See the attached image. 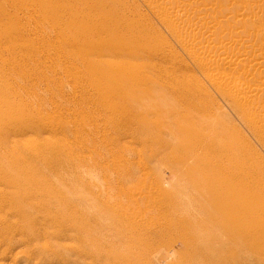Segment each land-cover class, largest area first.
Listing matches in <instances>:
<instances>
[{
    "label": "rangeland",
    "instance_id": "1",
    "mask_svg": "<svg viewBox=\"0 0 264 264\" xmlns=\"http://www.w3.org/2000/svg\"><path fill=\"white\" fill-rule=\"evenodd\" d=\"M118 1L62 0V8L64 3H67L71 12H74L75 7L81 9L82 12H72V16H70L68 12L62 13V21L64 22H62V29L60 28L62 38H59L56 37L59 28L54 24V21H56L54 18L48 19L49 21L39 19V24L34 21L31 16L28 17V15H25L22 11H19L18 14L16 13L18 11L11 10L10 7H8V11L5 10V7L2 5L4 0H0V114H3L0 117L1 135H4L3 137L10 140L8 143L13 142L14 139L23 142V145L27 150L28 144L33 141L35 137L34 133L29 129L30 125L39 121L40 123L48 124L47 126L50 125L53 127L54 125L57 130L56 134L43 132L40 136L47 138L48 141L50 140L51 144L49 143V145H58L60 148L58 150L62 149V155L56 153L52 154V152H46L42 149H38L37 153L28 150L26 151L19 147H16L17 149L15 148V150L10 149L7 161H14V159L20 160L18 161L20 165L16 172L22 171V173H25L29 170L31 173L28 174L30 176L32 175L33 180H38V190L43 189L44 191L43 194L40 192L35 193V195L33 194L29 201L36 207L42 206L46 201H52L53 203H51L54 205V211L46 213L45 211L43 212V210H40L42 214L40 212H38L39 215L38 213L34 214V220H36V222L34 221L33 228H35L34 230L32 229L33 232L32 230L31 232L24 230L20 231V229H22L21 218H19V220L18 215H12L9 207L3 205L5 203L0 204V264H77L78 262L79 264H103L104 257L100 255L102 253L94 250V245H92L93 243L99 244V241L113 242L118 247V250H121L122 246H118L117 244L126 241L128 245H131L129 250L133 256H140L141 258L146 251V256H149L150 258H152V256L156 257V255L163 258L161 264H203L201 260L209 255L207 254L208 252L206 253V251L201 249L204 247L200 244V241L198 247L201 248H193L191 245L186 244L184 238L187 233L184 230V219L177 221L179 227L177 231H169L168 235L164 234L161 236V241L160 239H156L152 242L153 246L149 247L148 242L146 244L141 242L140 244L134 240L135 233L131 231V228L128 227L129 225L127 223L118 219L116 220V218H112V221V219L105 215V211L109 205L112 209L117 205L115 208L118 210H122L120 207L123 205L122 208L125 210L128 209V213L130 214L132 212L139 213V217L142 216L143 218L152 216L151 218L157 219L159 220V223H162L165 221L161 218L164 209L161 208V213L160 210L159 212L156 211L157 213L154 211H148L147 208L142 210V207H144L143 202L150 203L163 199V207L168 208V211H174V203L187 201V199L191 198V190L186 188L187 186L181 178L177 177L174 167L172 166L173 168H168L169 164L163 162L159 155H153L155 153V148L150 146L147 133H154V131L159 128V125L153 128L145 127L141 122L138 123L131 115L133 112L137 111L142 113L150 105H158L160 102L155 99L158 97L156 91H160L163 98L167 99H165V101L170 105L173 104L174 106L172 105V108H178L177 110L179 111L186 109V104H190L193 99L192 101H195L197 106L203 107V109L206 110L205 116L227 114L233 120V123L246 133L245 129L231 113L220 89L216 86V81L209 77L208 72L204 73L201 71L192 61L191 57H189L190 53L188 47H182V45L168 33L167 29L158 22L145 5L141 4V0H133L134 2L132 0ZM233 2L234 0L231 1V3ZM107 3L111 6L107 5ZM125 3L130 4V6H132L131 8L134 9L131 10V14L126 13L131 20H135L137 19V16L141 17L142 15L149 25L160 34L157 33L164 44L161 46L153 44L154 49L159 50H156L154 56L150 57L148 53H140V56H128L129 58L127 56L117 57L107 55L106 43L116 38V36L111 33V29L114 26V20L117 18L116 15L121 13V5ZM113 5L116 6L114 7ZM222 8H224L223 5ZM114 10L117 12L112 16ZM138 10H140L141 15L138 14ZM230 10L232 11L231 7ZM49 23L51 27L53 26L56 29L48 27L47 24ZM105 23L107 24L104 25ZM251 28L253 29L252 26H247L245 30L248 31L249 29L250 31ZM125 37H127V35H125ZM229 39L230 38L227 37L226 40L224 38L221 41L224 43L226 41L228 42ZM85 40H89L87 42L90 46L82 44ZM211 43L215 44L214 40ZM229 44H232V42ZM95 46H97V48L93 49ZM83 51H87L86 53L88 56H78ZM98 51H100L103 56H97ZM87 61L92 64L90 67L86 65ZM99 61H101L100 64L104 66H108L110 62L115 61L117 63H119V61L129 63L132 66L133 74L136 75V79L139 77V80H136V87L145 89L146 95H148L147 98L143 101H132V103H122L121 101L115 102L116 99L113 98H116V96L118 97L120 93L118 92L113 95L110 89L108 90L105 81L99 79V70L97 69V63ZM5 70L6 72H4ZM143 71L144 74L142 73ZM171 75H174L175 77H172ZM244 77L247 78L244 79L245 82L248 79L251 81L254 77L256 78V76ZM174 78H176V80ZM243 78H240V76L237 77L238 81H242ZM183 79L185 82L181 81ZM182 85L185 87H182ZM150 86L152 88H149ZM190 88L192 90H190ZM16 89H18V91ZM181 94L183 97L186 96L185 99L191 100H186L187 102L182 100L184 98ZM196 96L198 97L197 99ZM28 108H30L29 111ZM213 112L214 114H212ZM17 122L20 123L16 124ZM15 127H24V130L27 131L26 134L22 135L17 132V135H15V133L12 132ZM0 147V153H6L7 150L5 149L8 147ZM27 155L29 156L26 157ZM31 157L33 159H30ZM38 158H40V160L37 162ZM45 158L46 161H48V166L46 168L49 171L44 167L43 161ZM31 160L32 163L30 162ZM49 161H52L50 163L51 165H49ZM39 164L40 166L38 167ZM38 168L39 171L37 172ZM56 170L58 173L55 174L54 171ZM41 175L44 180L40 178ZM53 175L56 176L54 177ZM59 176H61V179ZM52 181L54 183H52ZM156 181H158L157 183L159 184L154 186ZM3 188L5 187L0 186L1 194L6 192V189ZM30 189V191H37L33 188ZM169 191L172 193L171 196L169 195ZM132 192L134 193L131 194ZM129 193L130 196L128 195ZM158 194H160L161 197L158 196ZM53 197H55V199ZM40 198H42V200ZM52 199L56 201L55 204V201ZM67 201L70 202V205L69 202L67 204ZM115 201L117 202L114 203ZM134 201H137V203L135 204ZM111 207L109 208L111 209ZM135 207L138 209H135ZM74 209L75 212H73ZM56 210L60 214L65 213V215L62 214L57 216ZM84 211H86V213ZM72 213H74V215ZM94 214H97V217ZM99 217L103 221H100ZM175 217L177 216L175 215ZM85 222L87 223L84 225ZM112 222V225L117 230L112 229ZM174 223H176V221ZM89 224L91 226L93 225L92 228L94 227L93 229L91 228L90 231L89 228L91 226L89 227ZM64 225L66 227H64ZM102 225L106 226L102 227ZM67 227H69V229ZM99 227L105 229L103 230ZM181 227L183 230H181ZM45 228L47 232H45ZM168 228H171V226L168 225ZM80 231H82V233ZM5 233L7 235H5ZM32 233H34L35 236ZM57 233H63V235L65 234L68 238L64 237L62 234L58 235ZM113 234H115L116 239ZM180 235H182L183 238ZM137 236L140 235L137 234ZM143 238L146 239L147 235L145 234ZM82 243H84L83 246L81 245ZM88 243L92 250L87 245ZM132 245L134 247H132ZM196 249L198 250L196 257H199L194 260L193 255ZM88 254L93 257H89ZM200 257L201 259H199Z\"/></svg>",
    "mask_w": 264,
    "mask_h": 264
},
{
    "label": "bare ground",
    "instance_id": "2",
    "mask_svg": "<svg viewBox=\"0 0 264 264\" xmlns=\"http://www.w3.org/2000/svg\"><path fill=\"white\" fill-rule=\"evenodd\" d=\"M231 1L232 0H230V2L229 0H141L142 2L141 4L145 5V7L158 20V22L167 29L168 33L174 39H176L182 45V47H188L190 53L189 57H191L195 65L199 67V69L204 73L208 72L209 77L212 78L214 81H216L215 82L216 86L220 89L221 94L223 95L231 113L234 115V118L245 129L246 133H244L235 123H233V120L227 114L223 115L219 113L220 115H216V116L215 115L205 116L206 110L203 109V107L197 106L195 104V101L194 102L192 101L193 99L192 100L185 99L186 96L183 97L182 94L181 95L184 98L182 100L185 101L191 100V102L188 105L186 104L187 107L186 109H184L183 111H179L177 110L178 108H172L173 104L170 105L167 101H165L166 98H163L160 91H156L158 97H156L155 99L158 100V102H160L158 105H150L142 113L137 111V112H133L131 115L138 123L141 122V124L145 127L153 128L159 125V128H157V130L154 131V133L152 134L147 133L150 146L155 148V153L153 155H159L160 159L163 162H167L169 164L168 168L174 167V169L176 170L175 173L177 177L181 178L184 181V184L187 186L186 188H189V190H191L190 191V193L192 192L191 198L187 199V201L174 203L173 204L175 206L174 211L173 210L168 211V208L163 207L164 205L163 199H159L150 203L143 202L144 207H142L141 205L142 210H144V208H147L148 211H154V212L156 211L159 212L160 210L161 213V208L164 209L161 218L164 219L165 221H163L162 223L161 222L159 223V220L157 219L151 218L152 216L143 218L142 216L139 217L138 215L139 213L137 214L132 212L130 214L128 213L129 212L128 209L125 210L124 208H122L123 205L120 207V209L122 210H118L117 208H115L117 207L116 204L114 209H112V207L109 205L111 209L109 207L107 208V210L105 209L106 210L105 215L110 219L116 218V220L118 219L124 223H127L129 225L128 227L131 228V231L135 233L134 234L135 239L134 238L133 239L139 242L140 244L141 242L145 244L148 242L149 247L153 246L152 242H154L156 239L158 240L160 239L161 241L162 239L161 236H163L164 234L168 235L169 231L171 232L177 231L179 229L177 225V221L184 219L183 221L185 225L184 230L187 233V235H185L184 238L186 240L185 241L186 244L191 245L193 248H201L198 247L200 241V244L204 247L201 249H203V251H206V253L208 252L207 254H209L207 256L205 255L206 257H204L201 260L203 264H264V0H234L233 3H231ZM118 2L121 1L119 0ZM62 4H63L62 0H4V2H2V5L5 7V10L8 11V7H10L11 10L18 11L16 12L18 14L19 11H22L25 15H28V17L31 16V18H33V20L39 24H40L39 19L44 21H49L48 19L54 18L56 20L54 21L55 22L54 24H56V27L59 28L58 33H56L57 34L56 37L59 38H62L60 28L62 29V22H64L62 21V13L68 12L70 16H72L74 12L75 13L82 12L81 9L75 7L74 12L72 11L73 12L72 13L71 10H69V5L67 3H64L63 8H62ZM107 5L109 4L107 3ZM222 5L224 8H222ZM131 7L132 6H130V4L127 3L121 5L120 7L121 13L116 15L117 18L114 20V26L111 29V33L115 35L116 38L106 43L107 52H108L107 55L117 56V57L119 56L128 57V56H140V53H148L150 57H152L154 56L157 50L154 49L153 44H158V46H161L162 44H164V42L159 36L160 34L158 33V31L152 28V26L149 25L146 19L142 17V15L140 14V10H138L139 11L138 14L141 15V17L137 16L136 17L137 19L135 20L130 19V17L126 13H130V14L132 13L131 10L134 9H132ZM230 7L232 11L230 10ZM116 12L117 11L114 10L112 16L115 15ZM32 15L36 16L37 18ZM107 23H105L104 25H106ZM47 26L50 27L51 29H56L53 26L51 27L50 23L47 24ZM247 26L249 27L252 26L253 29L251 28L252 30L250 29L249 31L248 29V31H246L245 29L247 28ZM125 35H127V37H125ZM227 37L230 38L229 39L230 42L226 41L223 43L221 40L224 38L226 40ZM213 40L215 44L211 43ZM87 41L89 40L83 41L82 44H86L87 46H90ZM231 42L232 44H229ZM96 48L97 46H95L93 49ZM86 52L87 51H83L78 56H88ZM97 56H103V54L100 51H98ZM100 63L101 61L97 63L98 65L97 69L99 70L98 72L99 79L101 81L102 80L105 81L108 90L110 89L113 95L117 94L118 92L120 93L118 97L116 96V98H113L116 99L115 102L121 101L122 103L125 102L132 103V101L134 102L136 100L143 101L147 98L148 95H146V90L143 88L141 89V87L140 88L136 87L137 86L135 85L137 83L136 80L139 77L136 79V75L133 74L132 66L129 63L120 62V61L119 63H117L115 61V62H110L108 66L107 65L104 66ZM86 65L90 67L92 64L89 61H87ZM4 72H6V70ZM142 73L144 74V71ZM238 76H240V78H243L244 76H251V77L256 76V78L254 77V79H251V81L248 79L245 82L244 79H247L246 77H244L243 80L241 79L242 81H238L237 79ZM174 79L176 80V78ZM181 81H184V79ZM182 87L185 86L182 85ZM149 88L152 87L150 86ZM16 90L18 91V89ZM190 90L192 89L190 88ZM197 98L198 97L196 96V99ZM29 109L30 108H28V111ZM212 114H214V112ZM2 115L3 114L1 113L0 117ZM18 123L20 122H17L16 124ZM47 125L40 123L39 121L30 125L29 129H31L35 137L34 140L28 144L27 150L32 151L33 153H37L38 149H42L45 150L46 152L48 151L52 152V154L56 153L62 155V149L58 150L60 149L58 145H49V143L51 144L50 140L48 141L47 138L45 137L43 138L40 136V134L43 132H49L54 134L57 133V130L54 127V125L53 127ZM12 132H14L15 135H17V132L23 135L26 134L27 131L24 130V127H19V128L15 127V129ZM0 135H1V129H0ZM3 136L4 135L0 136V146L4 148H6L7 146L8 148L5 149L7 150L6 153L3 154L0 153V186H4L5 188L3 189H6V192H3L2 190L3 193L2 194L0 193V202H1L0 204L5 203L3 205L9 207V209L12 212V215L15 216L18 215L19 216L18 219L21 218L22 229H20V231L24 230L31 232V230L32 229L34 230L35 228V227L33 228L34 221L36 222V220H34L35 218L34 214L40 212V210H43V212L45 211L46 213H50L54 211L53 210L54 205L52 204L53 203L52 201H51L52 203L46 201L44 204H42V206L36 207L34 204H32L29 201L33 194L35 195V193L37 192L43 194L44 191L43 189L38 190V180H33L32 175L30 176L28 174L31 173L29 172V170L26 171L25 173H22V171L16 172V170L19 168L20 163L18 161L20 160H15L13 157L14 161H7L9 157L8 155L10 153V149L15 150L16 147L17 148L19 147L26 150L25 146L23 145V142L12 139L13 142L8 143V141L10 140H7V138ZM26 151H25V155H26ZM28 156L29 155H27L26 157ZM30 159L33 158L31 157ZM38 160H40V158L37 159V162ZM30 162L32 163V160ZM51 162L49 161V165H51L50 164ZM43 163H44V167L46 168L48 166L47 165L48 161H46V158L43 161ZM39 166L40 164L38 165V167ZM41 168L43 169L42 166ZM38 171L39 168L37 172ZM47 171L49 170L47 169ZM56 171H54L55 174L58 173V171L57 172ZM42 175L40 178H42ZM53 176L55 177L56 175ZM60 177L61 176H59V178ZM158 181H156L154 186L159 184L157 183ZM52 183L54 182L52 181ZM30 188L36 189L37 191H30L31 190ZM133 193L134 192H132L131 194ZM128 195L130 196V193ZM169 195L170 196L172 195L170 191H169ZM158 196L161 197L160 194H158ZM53 198L55 199V197ZM40 199L42 200V198ZM69 201H67V204ZM116 202L117 201H115L114 203ZM134 202L135 204L137 203V201ZM55 203L56 201L54 202V204ZM135 209L138 208L135 207ZM73 212H75V209ZM84 212L86 213V211ZM40 213L42 214V212ZM62 214L65 215V213ZM62 214H60L57 211L56 215L58 216ZM72 214L74 215V213ZM175 215L177 217H175ZM95 216L97 217V214ZM101 220L102 219L100 218V221ZM175 221L176 223H174ZM87 222H85L84 225ZM112 224L113 222L111 223V225ZM168 225L171 226V228H168ZM90 226L91 225L89 224V227ZM92 226L89 228V231L92 228ZM103 226L106 225H102V227ZM64 227L66 226L64 225ZM112 227H111L112 229L117 230L113 225ZM67 228L69 229V227ZM181 230H183L182 227ZM82 231L80 232L82 233ZM45 232H47L46 228H45ZM32 234L34 235V233ZM61 234L63 235V233ZM137 234L140 236H137ZM145 234L147 235L146 239L143 238ZM5 235L7 234L5 233ZM113 235L115 238V234ZM63 236L66 237L65 234ZM180 236L183 238L182 235ZM100 239L102 240L101 237ZM83 244L84 243H82L81 245L83 246ZM87 245L89 246V243ZM92 245H94V250L99 251V253L100 252L102 253L100 255L104 257L103 264H161V262H163V258L157 255L156 257L152 256V258L146 256L145 253L146 251L141 256V258L140 256H133L129 250L131 248L130 247L131 245H128L126 241L117 244L118 246H122L121 250H118V247L116 246L115 243L109 241H104V242L99 241V244L93 243ZM132 247L134 246L132 245ZM90 249L92 250L91 247ZM197 252L198 250L196 249V251L194 252L195 256L193 255L194 260L198 259L199 257V256L196 257ZM96 253L99 254L98 252ZM89 257H93V256L90 255ZM201 257L199 259H201ZM77 264H79V262Z\"/></svg>",
    "mask_w": 264,
    "mask_h": 264
}]
</instances>
